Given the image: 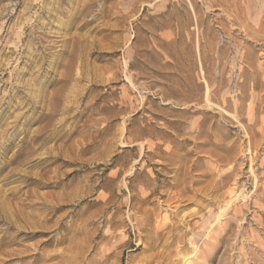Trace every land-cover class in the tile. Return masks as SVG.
I'll return each instance as SVG.
<instances>
[{"label": "rangeland", "instance_id": "obj_1", "mask_svg": "<svg viewBox=\"0 0 264 264\" xmlns=\"http://www.w3.org/2000/svg\"><path fill=\"white\" fill-rule=\"evenodd\" d=\"M0 264H264V0H0Z\"/></svg>", "mask_w": 264, "mask_h": 264}]
</instances>
